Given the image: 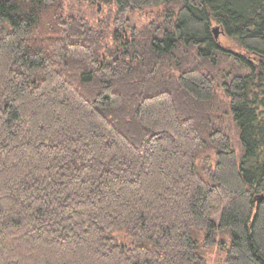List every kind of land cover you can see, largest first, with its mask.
Segmentation results:
<instances>
[{
    "label": "trees",
    "instance_id": "1",
    "mask_svg": "<svg viewBox=\"0 0 264 264\" xmlns=\"http://www.w3.org/2000/svg\"><path fill=\"white\" fill-rule=\"evenodd\" d=\"M215 245L264 264V0H0V264Z\"/></svg>",
    "mask_w": 264,
    "mask_h": 264
},
{
    "label": "rangeland",
    "instance_id": "2",
    "mask_svg": "<svg viewBox=\"0 0 264 264\" xmlns=\"http://www.w3.org/2000/svg\"><path fill=\"white\" fill-rule=\"evenodd\" d=\"M81 8H82L83 11H86L87 15L89 16V19L92 20V18H93V16H92V15H93V12H92L90 6H88L87 4H82V7H81ZM150 10H151V9H148L147 11H150ZM138 18H139V16H137V17L135 18V21L137 20L139 24L143 23L142 20H140V19H138ZM136 23H137V22H136ZM222 37H223V35H222V33H220V35H219V39H220V38L222 39ZM221 39H220V40H221ZM117 236L121 238L122 234L119 233ZM218 240H219V241L223 240V241H225L227 244H229V240H230V238H229V237L225 238L224 235H218ZM125 242L127 243V240H126ZM217 246H218V245H215V247H213L212 249H210V250L207 252V257H208V260H209V264H222L223 261H224L225 254H224V252H223L221 249H219V247H217Z\"/></svg>",
    "mask_w": 264,
    "mask_h": 264
},
{
    "label": "water",
    "instance_id": "3",
    "mask_svg": "<svg viewBox=\"0 0 264 264\" xmlns=\"http://www.w3.org/2000/svg\"><path fill=\"white\" fill-rule=\"evenodd\" d=\"M214 33H215V36H216V38H218L219 37V28L218 27H215L214 28ZM257 199H259V200H262V196H259V197H256L255 198V200H257Z\"/></svg>",
    "mask_w": 264,
    "mask_h": 264
}]
</instances>
